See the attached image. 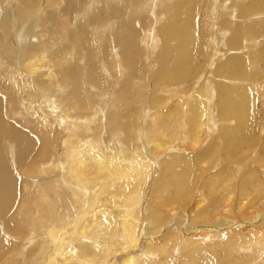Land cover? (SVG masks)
I'll return each mask as SVG.
<instances>
[{"label": "bare ground", "instance_id": "1", "mask_svg": "<svg viewBox=\"0 0 264 264\" xmlns=\"http://www.w3.org/2000/svg\"><path fill=\"white\" fill-rule=\"evenodd\" d=\"M12 1L0 264H264V0Z\"/></svg>", "mask_w": 264, "mask_h": 264}, {"label": "rangeland", "instance_id": "2", "mask_svg": "<svg viewBox=\"0 0 264 264\" xmlns=\"http://www.w3.org/2000/svg\"><path fill=\"white\" fill-rule=\"evenodd\" d=\"M14 3V0L12 1V4ZM42 17V14L39 12L38 13V18L40 19ZM88 28V27H87ZM94 30V29H93ZM92 30V31H93ZM95 32V31H94ZM67 36H69V34H67ZM19 38H21V41H23L24 40V32L22 31L21 32V35H20V37ZM2 54H3V56L4 57H8V53H4V52H1ZM260 101H262L263 103H264V93L260 96V99H259ZM260 113L261 114H264V111L263 110H261L260 111ZM262 120V122H263V124H260V126H261V130L257 133V138H259V139H261V138H264V118H262L261 119ZM260 120V121H261ZM141 129V128H140ZM140 129H139V131H140ZM142 133H143V129H142ZM111 141L112 142H114V141H116V138H111ZM205 144H203L202 146H204ZM146 146L148 147V144H146ZM252 157L253 158H255L256 157V154L255 153H253L252 154ZM258 157H261V163H262V168H263V170H264V153H262V154H260L259 153V155L256 157V159L255 160H258ZM158 158V157H157ZM156 158V159H157ZM218 164L216 165V167H215V169H214V171L215 172H217L218 171ZM176 172H177V170H175ZM216 223H214V225H215Z\"/></svg>", "mask_w": 264, "mask_h": 264}]
</instances>
